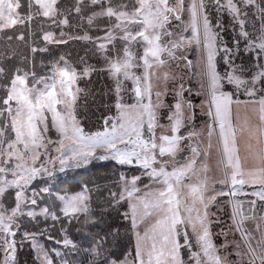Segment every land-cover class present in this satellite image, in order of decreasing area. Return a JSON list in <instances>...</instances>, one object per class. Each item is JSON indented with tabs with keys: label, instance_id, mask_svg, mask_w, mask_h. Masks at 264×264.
<instances>
[{
	"label": "snow or ice",
	"instance_id": "snow-or-ice-1",
	"mask_svg": "<svg viewBox=\"0 0 264 264\" xmlns=\"http://www.w3.org/2000/svg\"><path fill=\"white\" fill-rule=\"evenodd\" d=\"M59 3L60 0H28L29 14L20 16L16 13V9L21 7L19 0H0V30L23 25L33 16L48 18L57 26H69V16L73 13L86 21L89 27L96 26L95 22L100 18L109 21L103 29V36L93 38L87 32L82 36H69V39L92 43L105 62L102 68L96 69L82 58L83 68L78 70L66 62L63 66L58 65L50 77L35 81L41 87H30L27 73L16 74L6 86V96L0 100L2 264H16L15 237L23 216L33 220L43 216L59 222L62 214L69 224L75 221L96 225L100 222L93 207L91 190L86 186L76 194L57 197L61 202L60 214L47 207L35 211L38 198L50 193L51 189L48 186L38 190L31 187L38 179H54L57 172L80 168L93 160H112L121 166L141 169L140 175L131 178L121 173L116 181L119 191L109 189L107 196L101 198L107 201L108 207H116L126 201L131 211L123 213V216L130 220L133 230L146 218L154 219L151 237L147 231L143 238L137 232L136 257L139 264H184L180 255L182 248L189 250V261L193 264H228L227 257L220 255L213 242L208 206L217 196L236 197L238 194L264 201V6H261L264 0L259 3L258 0H212L217 13H226L233 29L238 28L232 48L223 41L222 22L218 19L213 25L210 20L206 0H191L187 6L185 0H119L118 3L115 0H74L72 7L65 9L59 8ZM97 7L99 10L84 15L86 9ZM253 8L259 11L260 27L250 32L247 24L249 11ZM185 11L189 13L192 38L171 27L176 21V27L180 28ZM187 30V27L183 29ZM64 36V31L60 32L59 39L48 31L43 34V40L63 44L68 42L62 38ZM17 38L24 40L25 37L20 34ZM117 41L120 42L119 47ZM241 41L244 42L243 51L254 54L250 67L235 63L241 51ZM193 42L203 47L206 59L205 75L210 90L208 115L213 120L207 130V148L212 147L214 134L221 145L217 164L222 171L223 178L218 181L222 187L209 197L205 196L209 183L207 173L210 171L205 160L209 153L199 142L203 134L195 130L186 134L181 132L186 122L192 119L185 115L186 109L190 110L192 106L184 100L183 84L175 92L176 102L169 108L168 124L160 122L161 110L167 107L162 97L168 94L169 81L176 79L171 71L173 64L179 67L177 62L187 61L182 50ZM46 50L31 49L33 53ZM221 53L227 65L223 74L217 70L216 64V57ZM190 65L191 61H187L185 66ZM4 71L0 67V75ZM96 71L106 72L114 82L112 91L116 115L104 118L102 130L88 133L76 116L79 94L83 92L77 82ZM126 81L132 82L130 90L125 88ZM227 86L234 90L225 91ZM241 89L249 97H256L259 93V98L252 101L234 99ZM127 92L131 93V103L125 100ZM242 103L258 106V125H252L250 120L241 122L238 115L234 117L233 105ZM48 113L51 114V127L59 134L55 141L46 136L49 131ZM245 135L247 140L242 144L241 139ZM185 152L188 155L181 162V154ZM9 175L11 179H8ZM193 176L197 178L196 182L190 183ZM145 177L149 183L141 188L140 181ZM245 185L255 190L243 192ZM9 190L14 191L11 207L4 203ZM96 191H100L99 186ZM249 204L250 214H245L243 202H235L233 227L240 234V242L235 247L242 260L247 257L245 264H264V231L257 223L255 231L260 233L257 237L245 227L246 221L256 220L258 215L259 220L264 221V214L257 213L256 200L249 201ZM104 211L106 208L102 207L101 218ZM189 227L191 238L187 231ZM118 231L113 229L111 233L93 237L92 249L102 257V264H127L104 256L109 235L115 237ZM61 232L64 238L56 242L75 248L76 245L67 237V230L62 227ZM37 235L24 232L21 245L24 240H30L33 248L42 247L36 242ZM141 239L152 241L147 262L142 258ZM220 247L227 248L228 244ZM45 264H52V260L45 257Z\"/></svg>",
	"mask_w": 264,
	"mask_h": 264
},
{
	"label": "rangeland",
	"instance_id": "rangeland-1",
	"mask_svg": "<svg viewBox=\"0 0 264 264\" xmlns=\"http://www.w3.org/2000/svg\"><path fill=\"white\" fill-rule=\"evenodd\" d=\"M21 7L16 9V13L20 16H27L29 14L28 0H19ZM119 2V0H115ZM208 4L209 18L213 25L216 24L219 19L223 24L222 37L223 41L229 48L233 47V40L238 32L237 29H233V25L230 17L226 13H217L212 0H206ZM260 0H258V3ZM74 0H60L58 7L61 9L72 7ZM191 0H185V5H189ZM261 6H264L262 4ZM92 10H99V8L86 9L84 15L91 14ZM35 11V6L32 9ZM15 18V16H14ZM109 21L105 18H100L95 22L96 26L89 27L86 21L81 20L75 13L69 16V26H57L52 24L48 18L43 16H33L30 22L26 21L23 25L17 24L9 29L0 30V67L4 68V74L0 75V100L5 98L7 88L10 81L16 74L24 75L27 73L28 85L30 87H41L35 83L40 78H47L53 74V70L56 66H63L67 64L77 68L78 70L85 65L82 62V58L87 64L94 66L96 69H100L104 66L103 58L96 53L95 46L92 43L79 40L69 39V36H82L87 32L93 38L104 35L103 29L108 25ZM178 22L173 21L172 29L174 31L182 32L187 38H192V29L189 26L190 18L189 13L185 11L182 15V21L180 22V28H177ZM255 26V28L253 27ZM187 27V31L183 29ZM260 27L259 11L258 9H251L249 11V19L247 24V30L255 32ZM51 31L55 34L56 38L60 37V32L64 31L65 36L63 39L67 40V43L55 44L47 43L43 40V34ZM201 22V33H202ZM217 31H220L217 29ZM23 34L24 40H20L17 37ZM11 36V39L8 37ZM117 46H120V42L117 41ZM35 47L37 49L46 48V51H37L33 53L31 49ZM241 51L235 58L236 64H243L245 67H250L252 64L253 53H245L243 51L244 42L240 43ZM183 51V55L187 57V61H191L190 66H185L187 61L177 62L173 64L171 71L175 74L176 79L169 81L167 85L166 96L162 97V100L167 107L161 110L160 122L162 124H168L167 115L169 108L176 102L177 97L175 92L180 90V85L183 84L184 93L183 97L185 101L190 102L191 109L185 111L186 116H191L192 119L186 122V127L181 129L183 134L188 131H197L203 135L199 138L201 147L206 149L209 153L205 162L208 164L210 171L208 176V191L205 193L206 197L214 195L221 190V185L218 183L222 179V171L219 168L217 161L221 152V145L219 143L218 136L216 134L211 138L210 149L207 148L209 138L207 137V130L210 125L213 124L212 117L208 115L210 90L206 78V59L204 56V49L202 46H198L195 42L187 46ZM56 55V56H55ZM55 57V58H54ZM223 53L216 57L217 70L223 74L227 65L223 61ZM63 58V59H61ZM248 76L251 73L247 74ZM77 86L83 89V92L79 94V99L76 105V116L80 120L84 130L88 133L95 132L103 129V120L108 116H115L116 110L114 108L115 95L112 91L114 88V82L109 78L106 72L96 71L91 74L90 77L79 79ZM132 82L126 81L125 88L131 89ZM154 86V90H155ZM159 87H163L160 85ZM225 91H233L232 86H227ZM259 93L256 97H249L243 93V89L240 90L238 98L241 101H252L259 98ZM125 100L128 103L132 102L131 93H125ZM155 100V96H153ZM49 131L47 132V138L57 140L59 134L51 127V114L48 113ZM233 115L239 116L240 121L250 120L252 125H258V106L251 103H242L239 106L233 105ZM218 132V129H217ZM159 134V130L158 133ZM247 140V135L242 137L241 143L243 144ZM254 143V141H253ZM242 150V155H243ZM188 153L181 154V162L183 157ZM99 160H93L91 163H98ZM110 163H109V162ZM104 162V161H99ZM108 163L104 164L105 167H92L85 165L80 168L70 169L64 173L57 172L54 179L36 180L33 182V188L37 190L39 188L48 186L51 189L50 193L42 194L38 198L37 205L34 206L35 211H39L42 208H49L50 211L59 213V207L61 202L57 199L59 195H73L80 192L85 186L91 190L93 197V207L96 209V216L100 222L96 225H83L82 223L72 222L71 224L62 217L59 222H54L50 218L45 219L43 216H38L35 220L23 216L20 218V230L15 237L17 241L16 252V264H45V257L52 260V264H102V257L97 255L93 249V237L111 233L113 229H118V235L115 237L109 235L108 242L104 246L106 251L104 256L110 259L117 260L118 262H127V264H139L136 257L137 251V232L141 238L145 236V232H148V236H152L150 231L151 225L154 223V219L149 217L143 222L139 223L138 228L133 230L130 220L124 219L123 213L129 212V204L121 202L116 207H108L107 201L102 200V197L107 196L108 190L119 191L116 181L119 179L121 173H124L127 177L140 175L141 169L133 166H121L112 160H107ZM105 163V162H104ZM112 163V164H111ZM111 164V165H108ZM89 166L88 169H85ZM251 166V159L249 161ZM92 167V168H91ZM82 168V169H81ZM81 169L80 171H78ZM12 177L9 175L8 179ZM196 177L193 176L190 183L196 182ZM79 182L81 187L76 192H66L63 190L62 185L65 182ZM148 179L142 178L140 181V187L143 188L145 184H148ZM99 186L100 191H96ZM227 191L228 189H224ZM253 188L244 186L243 192L251 193ZM239 200L243 202V211L245 214H250L248 209L251 207L249 201L256 200V210L258 214H264V201H260L257 197L251 195L238 194L236 197L231 196H217L214 202L209 203L208 206V219L210 221V231L212 233V239L219 253L222 257H227L228 264H245L247 257L241 258V255L237 254L235 245L240 242V234L235 232L233 227V212L235 210V202ZM4 203L6 206L11 207L14 203V191L9 190L4 197ZM190 203V200H189ZM106 208L101 218V208ZM195 215V213H193ZM260 224L261 231H264V221L259 220V215L256 220H249L245 222V227L252 231L253 234L259 237L260 233L256 232V225ZM67 230V237L73 241L76 245L75 248L71 246L65 247L62 243L56 241L64 238L61 232V228ZM90 228H94V232H90ZM189 237H192V230L189 227L187 229ZM37 233L36 242L42 247L33 248L30 240L23 239V233ZM43 233V234H40ZM51 236L53 239H48ZM181 244L184 243L183 236L180 237ZM151 239H141L140 245L143 252L142 258L147 262L148 250L151 248ZM227 243V248H221L220 246ZM230 250V253L228 252ZM193 250H196L195 248ZM243 248H241V252ZM180 255L184 264H193L189 261V250L182 248ZM3 261V252L0 251V264Z\"/></svg>",
	"mask_w": 264,
	"mask_h": 264
},
{
	"label": "trees",
	"instance_id": "trees-1",
	"mask_svg": "<svg viewBox=\"0 0 264 264\" xmlns=\"http://www.w3.org/2000/svg\"><path fill=\"white\" fill-rule=\"evenodd\" d=\"M56 56V55H55ZM55 58V57H54ZM105 162V163H104ZM104 162H99L98 163H91L89 164V166L91 165L92 167L96 168V167H100V168H103L105 167L104 164L108 163L107 161H104ZM110 163V162H109ZM115 163V162H114ZM112 164V163H111ZM111 164H108V165H111ZM89 166H87L85 169H88ZM91 167V168H92ZM82 169V168H81ZM81 169H79L78 171H80ZM81 187V184L79 182H71V181H68V182H65L63 185H62V188L64 191L66 192H76L80 189ZM95 229L94 228H90V232H94ZM228 252L230 253V250L228 249Z\"/></svg>",
	"mask_w": 264,
	"mask_h": 264
}]
</instances>
